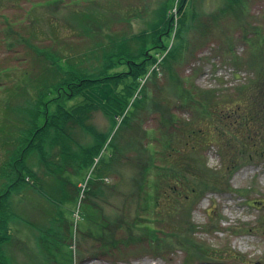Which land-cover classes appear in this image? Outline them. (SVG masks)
Here are the masks:
<instances>
[{
	"label": "trees",
	"instance_id": "obj_1",
	"mask_svg": "<svg viewBox=\"0 0 264 264\" xmlns=\"http://www.w3.org/2000/svg\"><path fill=\"white\" fill-rule=\"evenodd\" d=\"M59 1L44 0L37 5L45 6L46 3ZM168 1L174 4L175 13H165ZM200 1L162 2L160 8L164 13L161 24L159 21L150 23L146 32L126 36L118 32L103 33L100 28L94 29L91 36L95 38L94 36L99 34L105 37V40L97 43L93 40L89 49L77 55L71 51L66 53L67 50L59 48L62 45L23 42L34 51L39 70L33 79L34 97L21 105L8 102L5 105V110L18 119L20 125L14 126L12 122H7L8 126L11 124L8 128L14 134L10 132L4 140L3 136H0V144L4 149L0 152V264H6L8 257L4 245L9 236L8 221L14 215L9 211L12 194L29 187L46 202L52 203L56 213L62 217L59 204L54 203L57 198L44 189L45 183L38 179L37 170L42 171L41 176L61 182L62 198L65 199L75 195L76 185L74 187L67 177L63 178V173L85 167L91 169L84 181L85 189L83 188L81 199L97 210L102 223L99 228L78 232L75 246L80 258L88 255L120 263L136 256L156 257L163 254V250L172 247L184 251L186 262L196 260L202 254L204 250H201L200 246L193 252L185 248L187 243L177 239L174 232L183 228V224L187 222L188 219L180 218L188 217V208L193 202L206 192H221L225 190L224 186L229 185L223 172L226 171V175H229V168L237 163L233 149L228 148L220 154L221 168H224L222 170L210 168L205 154L214 146L209 133L211 130L216 133L220 130L214 121L221 122L220 114L226 109H218L212 101L213 97L208 99L205 93L190 86L180 88L176 99L170 103L163 100L164 92L152 88L153 93L150 95L151 90L147 91L146 86L148 81L152 86L155 85V80L151 79L158 77L157 68L161 67L167 74L168 85L170 81H174L177 86L184 82L176 74L175 68L186 60L190 41L183 33L189 26L199 27L202 31L208 28L207 32L213 34V27L217 26L219 20L238 25L240 37L245 38L246 45L256 48L255 59L250 60L256 74L248 90L257 91L262 95L260 100L257 99V109L249 108L253 115L243 117L244 124L238 113L239 106L236 105V108L228 111L239 115L228 126L239 128L242 124L239 131L244 130V127L249 130V119L260 116L264 120V29H257L254 23L247 21L252 0H220L219 7L211 13L197 12ZM1 3L0 6H3L4 3ZM175 14L179 15L174 34L177 42L168 46ZM262 15L264 18V11ZM83 24L84 22H81L80 29L85 28ZM250 31L253 33L251 36L248 35ZM147 38L151 40L148 41ZM129 41L131 44L134 41L133 45H129ZM164 52L165 55L158 65L148 72L149 66L156 63L155 55H162ZM121 62L126 65L125 69L120 72L111 70ZM237 63L235 61V64ZM241 65L240 61V67ZM146 73L147 77L140 86ZM30 78L31 75L27 76V81ZM95 82L112 83L114 93L106 101L112 112L102 109L87 94L86 87ZM119 86L120 89H117ZM208 91L213 96V89ZM78 95L83 97L82 101L76 102L77 99L71 108L58 102V99H76ZM211 101L212 105H209ZM248 101L250 105L256 102L251 98ZM163 102L166 103L165 106L172 103L173 108H179V114L186 110V116L175 113L166 115L169 108L163 112L160 107ZM50 103H55L54 110L50 111L48 108ZM156 109L159 110L157 116ZM95 110H102L109 116L115 125L113 133L102 134L95 131L94 125L88 122ZM217 112L220 114L218 117L211 116L209 124L206 117ZM40 115L43 118L41 123ZM149 115L151 116L148 117ZM156 117L160 125L159 131L155 134L154 141L149 142L147 139L150 135L143 123L149 119L155 120ZM262 124L264 125V121ZM73 125L80 127L86 135L93 138L86 143H78L71 133ZM221 134L219 132L217 136ZM263 138L264 134L257 138V143L261 145ZM216 145L222 147L220 143ZM55 149L57 154L53 158L52 150ZM135 149L144 153L149 150V156L146 159L140 155L138 157ZM33 150L36 153L35 162L30 163L26 159L28 153ZM45 191L49 197L45 196ZM115 197L119 199L109 202L110 198ZM96 199L111 207L108 215H104L105 205L100 206ZM11 211L14 212L12 206ZM56 220L52 218V221ZM62 222H65L62 233L67 232L68 236L67 228L70 229V223L64 219ZM83 247H90V250L83 254Z\"/></svg>",
	"mask_w": 264,
	"mask_h": 264
},
{
	"label": "rangeland",
	"instance_id": "obj_2",
	"mask_svg": "<svg viewBox=\"0 0 264 264\" xmlns=\"http://www.w3.org/2000/svg\"><path fill=\"white\" fill-rule=\"evenodd\" d=\"M40 1L44 0H0V3H4L0 6V136H3V140L10 135V132L14 134L8 128L11 124L9 123L8 126L7 122H12L14 126L20 125L19 120L5 110L6 103L21 105L35 95L33 79L39 68L37 69L34 51L23 42L62 45L57 47L67 50L66 53L71 51L72 54L77 55L89 49L93 40L96 43L105 40V37L99 34L93 38L91 34L94 29L100 28L103 33L118 32L128 36L148 31V26L154 21H159L161 24L164 11L162 12L160 6L167 0H60L38 6ZM219 5L220 0H201L197 12L211 13ZM171 6L172 3L168 1L165 13L169 14L170 11L175 13ZM250 6L247 21L254 23L257 29H264L262 15L264 0H252ZM154 14L156 16H153ZM174 16L176 19L170 30L168 46L177 42L174 34L179 15ZM81 22H84L85 28L80 29ZM216 24L217 26L213 27V34L207 32L208 28L202 31L199 27L193 26H189L183 33L190 44L186 60L175 68L176 74L184 80L181 86L175 85L174 81H170L168 85L167 74L162 67L157 68L158 77L151 79L155 80L154 86L150 81L147 82L148 84L145 83L148 85L146 90H151L150 95L153 93L152 88L162 91L165 98L163 100H168L169 103L176 99L180 88L185 89L184 87L190 86L196 91L205 93L208 99L213 97L212 101L218 109L221 107L226 109L221 114L210 113L209 117H206L210 124L211 116L218 117L220 114L222 121H216L215 118L214 123L220 127L219 132L222 134L217 136L219 132L211 130L209 136L213 138L214 146H211L205 154L210 168L222 170L224 168H221L220 154L226 152L228 148L233 149L237 163L229 168V175H226V171L223 172L227 176L226 181L229 185L224 186L225 190L221 192H206L193 202L188 208V217L178 216L180 220L188 219L187 222L183 224V228L174 232L177 239L187 243L185 248L193 252L200 246V249L204 250L202 254L196 260L186 262L184 251L172 247L163 250V254L156 257L136 256L120 263L88 255L83 259L80 258L78 248L75 246L78 232L99 228L102 223L97 210L81 199L82 190L85 189H83L84 181L91 169L85 167L63 173L65 174L63 178L67 177L74 187L76 185L75 192L73 191L75 195L65 199L62 198L61 182L41 176L42 171L37 170L38 179L45 183L44 189L46 188L57 198L54 203L59 204L62 217L56 213L52 203L46 202L29 187L12 194L9 211L14 215L8 221L9 236L4 245L8 256L6 264H264V138L261 140L263 142L261 145L257 143V138L264 134L262 124L264 120L260 116H254L253 120L249 119V125L251 123L249 130L244 127V130L239 131L238 129H242V124L239 128L228 126L239 116L228 112L236 108V105L239 106L238 113L243 124L245 123L243 117L253 115L249 108L255 110L258 107L257 99L260 100L262 94L248 90L256 74L254 65L250 63L251 59H255L256 48L246 45L245 38L240 37L238 25L234 26L222 20ZM248 35H253L252 31L248 32ZM147 39L151 40V38ZM133 42L131 44L129 41L128 44L133 45ZM165 52L162 55L158 53L155 55L156 63L149 66L148 72H151L156 64L158 65ZM235 61L238 63L235 64ZM91 62L93 63L94 60L92 59ZM115 67L111 70L120 72L126 68V65L121 62ZM30 75L31 81H27V76ZM146 77L147 73L141 80L140 86ZM117 89H120V86ZM210 89H213V96L208 93ZM86 92L102 109L112 112V109L106 105L108 97L114 93L112 83H90L86 87ZM82 98L78 95L76 99H58V102L71 108L77 99L76 102L82 101ZM250 98L256 101L254 105L249 104ZM212 101L209 105H212ZM165 105L166 103L163 102L160 107L163 108V112L169 108L166 115L175 113L186 116V110L179 114L180 109L173 108L172 103L170 106ZM55 107V103H50L48 106L50 111ZM156 110L157 116L159 110ZM42 120L40 115V123ZM88 122L94 125L98 133H113L115 130L114 123L102 110L91 113ZM143 125L150 135L147 140L153 142L160 127L157 117L155 120L149 119ZM71 133L78 143H86L93 138L76 125L71 128ZM216 143L222 144L221 150ZM2 150L4 149L0 144V152ZM135 152L138 153V157L140 155L144 159L149 156V150L144 153L135 149ZM56 154V149L52 150L53 158ZM35 157L36 153L33 150L28 153L26 160L34 163ZM126 186L124 185L125 188ZM44 194L49 197L46 191ZM115 199L119 197L110 198L109 202H115ZM96 201L100 206L105 205L104 202L97 199ZM11 206L14 212L11 211ZM110 208L108 205L103 206L104 215H108ZM52 218L57 220L52 221ZM61 218L70 223V229L66 226L68 236L67 232L62 233L65 222L63 224ZM88 242L91 244L90 240ZM89 250L90 247L88 249L83 247L82 253Z\"/></svg>",
	"mask_w": 264,
	"mask_h": 264
},
{
	"label": "bare ground",
	"instance_id": "obj_3",
	"mask_svg": "<svg viewBox=\"0 0 264 264\" xmlns=\"http://www.w3.org/2000/svg\"><path fill=\"white\" fill-rule=\"evenodd\" d=\"M171 8H172V9H173V11H174V8H175L174 4L171 6Z\"/></svg>",
	"mask_w": 264,
	"mask_h": 264
}]
</instances>
